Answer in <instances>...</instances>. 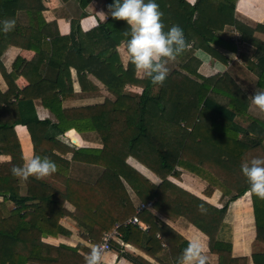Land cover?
<instances>
[{"label": "trees", "instance_id": "obj_1", "mask_svg": "<svg viewBox=\"0 0 264 264\" xmlns=\"http://www.w3.org/2000/svg\"><path fill=\"white\" fill-rule=\"evenodd\" d=\"M79 1L82 8H86L92 0ZM203 1L198 0L193 7L183 5V0L181 2L156 0V3L163 14L161 20L165 30L172 24H176L183 29L185 38L187 30L196 31L194 41L198 44L204 43L202 45L203 52L214 59L224 61L219 53L210 47V43L216 42L217 39L213 29H207V24L211 27V23L215 21L203 17ZM210 2L215 3L214 1ZM8 5L11 6L10 2L5 0L0 4V20L7 18L5 12L9 11V8L7 10L4 6ZM217 7L223 9L224 5L217 3ZM195 14H198L196 19ZM237 28L241 31L242 42L251 43L259 50L258 61L261 64L262 74L258 85L264 87V44L251 39L250 36L254 30L242 25ZM262 29L258 28L257 30ZM128 30L124 21L111 17L97 31L96 42L98 41L100 48L96 47V60L101 59L102 63L92 64L87 59V65L84 66L86 70L99 77L115 97L114 102L106 101L103 105L94 107L64 109L63 102L68 94L65 93L66 89L61 87L58 81L54 84L57 83L59 86L45 85L46 82L42 79L31 84L32 88L29 87L25 90H19L15 86L16 93H12L13 88H10L8 93L0 99L2 112L7 117H14V120L11 121L1 120L0 140H3L4 144L7 143L9 133H13L16 126H26L32 138L35 155L47 156L56 163V171L48 175L52 180H57V173L61 172L63 165L58 162L60 159L55 153L68 154L71 152L76 159L82 156L81 161H84L83 156L85 155L90 157L91 163L94 164L108 165L111 163L110 168L106 169L107 173L102 176L97 185H94L98 189L95 187L94 190L99 191L105 179L112 180L111 185L114 189V192L112 191L109 195L101 194V199H98L97 205H95V201L91 199L90 195H85L86 192L80 190L82 193L77 194L80 182L70 179L68 173L62 180L66 187L64 196L50 188L46 191L45 183L41 179L37 180L31 176L27 179L31 178L34 186L27 191L26 196H20L18 188L9 193H2L1 187L5 182H8V178H5V181L1 177L0 194L4 196L5 200L10 197L18 207L7 215L3 214L0 209V264H27L36 259L47 261L49 264H57L58 256L51 252L48 256L43 253L45 249L40 238L43 233L49 235L59 233L57 222L60 215L65 213L64 202L69 201L76 207L75 219L78 222L81 214L82 217L85 216L82 218V223L89 226V236L94 237L104 215L102 207L116 206L122 201L125 202L124 198L120 199V196L115 192L117 188L125 190L123 180L134 189L142 202L152 201L156 210H162L167 206L171 208L174 204H179L182 210L185 208L182 215L211 239L210 250L218 256V264H247L246 258H232L231 244L214 240L215 238L209 230L210 226L208 225H212L213 222L216 224V217L223 215L225 207L220 211L214 209L174 186L168 181V178L173 176L179 179V169H182L207 182V194H210L212 188L216 187L222 191L223 196H231L230 202L244 196L249 191L240 165L245 157L264 156V122L253 119L245 129L236 124L237 114L245 115L247 105H244L239 95L233 94L241 92L227 76L204 78L197 74L196 69L190 70L191 67L186 64L182 66L186 74L174 72L166 77L162 85L157 86L153 85L146 77L142 82L133 79L135 69L130 62L127 72L121 68L116 69L115 60L110 56L106 61L104 52L115 51L117 44L127 39L124 33ZM6 36L5 34L0 35L1 39ZM106 38L113 39V41L117 39L112 49H107ZM65 40L68 39L59 37L58 40L51 39L53 47L49 48V55L51 54L49 60L55 61V58L60 55L64 58L72 55L68 48L63 53H59L56 48L59 42ZM186 42L188 43V40ZM232 45L231 48L236 50L234 42ZM187 55L188 52L185 48L176 58L185 59ZM91 56L93 55L91 54ZM68 68L66 65L65 70L68 71ZM97 70L101 71V75L97 74ZM187 71L194 75V79L188 76ZM63 84L65 85V83ZM128 84H140L143 89L138 101L124 95L123 92ZM49 87L52 91L43 90V88L48 89ZM154 88L158 90L155 96L152 95ZM30 90H32L31 93H29ZM33 91L39 93H32ZM217 95H224L228 100L227 103H223V100ZM12 96H15L16 103L10 102ZM37 100L41 101L43 107L54 114L57 119L55 124L42 122L36 118L34 102ZM70 130H75L79 134L97 133L103 143V149L100 151L76 150L75 147L71 148L57 140L59 136L65 135ZM68 136L72 138V143H78L73 131L69 132ZM6 147L8 146L6 145ZM10 149L12 150V147ZM1 151L9 150L2 148ZM15 151L21 157L18 142ZM95 155H98L96 162L94 161ZM129 157L134 158L159 177L162 183L155 186L128 166L126 160ZM105 158L108 160L106 161ZM86 161L89 162V158H86ZM66 167H69L68 163H66ZM177 191H182L183 196L177 195ZM10 193L11 195H8ZM249 193L255 217L256 239L264 245V199ZM126 202L130 207L128 211L131 212L130 200L126 198ZM199 206H203L206 211L201 212ZM212 213H215V216ZM131 215L114 220L110 228L103 229L102 235L113 229L115 222L124 221ZM151 217L153 218V216ZM153 227L154 225H151V229ZM135 230L137 229L132 227L121 229V232L126 234L133 233ZM157 231L158 229L155 227V233ZM125 239L127 238L125 237ZM154 239L155 235L149 236V246ZM178 241L181 250L188 244L181 237L178 238ZM18 242L22 243V249L16 247ZM92 242L95 245L100 244L99 240L92 239ZM252 260L254 264H264V253L254 254Z\"/></svg>", "mask_w": 264, "mask_h": 264}, {"label": "crops", "instance_id": "obj_2", "mask_svg": "<svg viewBox=\"0 0 264 264\" xmlns=\"http://www.w3.org/2000/svg\"><path fill=\"white\" fill-rule=\"evenodd\" d=\"M2 1L0 0V4ZM5 1H9L11 5L10 7L9 5L4 6L7 10L9 8V11L5 12L6 19H14L15 25L10 32H0V35H7L4 39L0 37V99L8 93L10 88H13L12 93H16L15 86L19 90H25L29 87L32 88L31 84L42 79L45 80V85L59 86L57 83L54 84L58 81L61 87L66 89L65 93L68 94L65 102H63L64 109L101 106L106 101H115V97L108 91L99 77L84 67L87 65V59L92 64L102 63L101 59L96 60V47H99L98 41L96 42L97 31L111 18L108 14V5L112 3V0H92L86 8H82L79 0ZM177 1L181 2L182 0ZM197 1L183 0V5L193 7ZM217 3L218 5L223 3L224 8H218ZM202 8L203 17L215 21L211 23V27L207 24V29H213L217 39L216 42L210 43V47L217 51L224 61L214 59L203 52L202 45L204 43L198 44L194 41L196 31L187 30L186 41L188 40V43L186 51L188 55L185 59L176 58L168 61L166 65L168 68L167 76L174 72L186 74L182 69V66L186 64L191 67L190 70L196 69L197 74L204 78L227 76L241 92L233 94L239 95L244 105H247L245 115L237 114L236 124L245 129L253 119L264 122V113L259 112L251 105V95L255 89H264V87L258 85L262 74L261 64L258 61L259 50L255 45L242 42V40L241 44L236 45V50L231 48L235 35L237 33L241 34V31L237 28L241 25L254 30V33L250 36L251 39L264 44V0H204ZM197 17L198 14H195V19ZM258 28L263 29L257 30ZM58 37L68 39L58 43L56 48L59 53H63L68 48L72 55L68 58L60 55L55 58V61H51L49 60V56H51V54L49 55V48L52 49L53 47L51 39L58 40ZM116 42L117 39L114 41L110 38L105 39L107 49H112ZM116 47L115 51L104 52L105 60L107 61L111 56L115 60V68H121L124 72H127L129 60L126 56L125 47L122 42L117 44ZM236 57H238V60H235ZM19 60L20 63H18ZM66 65L69 67L68 71L65 70ZM96 72L101 75V71L97 70ZM190 73L188 72V76L194 79V75ZM133 79L142 82L145 76L135 70ZM43 90L52 91L51 87L48 89L43 88ZM153 91L152 95L155 96L158 90L154 88ZM142 92L143 89L140 84H128L123 93L126 97L138 101ZM32 93L39 92L33 91ZM217 96L223 100V103H227L228 100L224 95ZM10 102L16 103L15 96L10 98ZM34 112L39 121L50 122L52 125L57 122L54 114L43 107L39 100L34 102ZM1 120L11 121L14 120V117H7L0 108V123ZM71 131L75 133L78 140V143L74 141L76 144L72 143L67 137ZM7 139L6 144L3 140H0V180L1 177L5 181V178H8V182L2 185L1 192L9 193L18 188L20 196L24 197L27 195V191L34 186L30 180L31 178L25 180L14 177L10 169L12 165H22L35 155L32 138L26 126L18 125L14 128L13 133H9ZM57 140L71 148L75 147L76 150L92 149L100 151L103 149V143L97 133L79 134L75 130H70L65 135L59 136ZM17 142L20 146L21 157L15 151ZM2 148H7L9 151L3 152L1 151ZM55 154L60 159L58 162L63 164L62 170L57 173V180H52L51 176L40 178L46 185V191L50 188L59 195L64 196L66 187L62 180L68 173L70 179L80 182L79 188L77 187V194L82 193L80 190L86 192L84 194L90 195L91 199L95 201V205H97L96 201L101 199V194L109 195L112 191L114 192L111 185L112 180L110 181V179L103 180L99 191L94 190L96 187L94 185H97V182L107 173L106 169L110 168L111 163L108 165L94 164L91 163L92 159L85 155L83 156L84 161H81L82 156L76 159L71 152L68 154L56 152ZM97 156L95 155V159L93 158L95 162ZM86 158H89L90 161H86ZM66 163L69 164V167H66ZM126 164L153 185L159 186L162 183L159 177L134 158L129 157ZM179 170L180 178L176 179L170 176L168 178L170 183L216 210L220 211L225 207L223 215L216 217V224L212 221V225H208L215 238L214 240L231 244L232 258H246L247 264H254L252 256L264 253V245L256 239V224L250 193L248 192L237 200L230 202L231 196H223L220 189L214 187L212 192L207 194V182L189 171ZM123 184L125 190L122 191L117 188L115 192L120 196V199L123 200L124 198L125 202L121 200L122 202L116 205L117 207L115 205L102 207L101 210H103L104 215L100 220V226L97 227V231L93 235L94 237L89 236V226L82 223V218L85 216L82 217L81 214L78 222L75 219L76 207L69 201H65L63 204L65 213L60 215L61 217L57 222L59 233L57 235L46 233L41 235V244L45 249L43 253L48 256L51 252V254L58 256L57 264H84L85 256L93 246L101 245L104 237L111 235V251L103 257L105 264H175L177 257L182 252L178 241V238L181 237L187 243L195 241L200 244L203 254L207 257V264L219 263L218 256L210 250L211 239L182 215L185 208L182 210L179 204H174L171 208L167 206L163 207L162 210H156L152 201L142 202L134 189L124 180ZM182 191H177L176 194L183 196ZM8 195H11V193ZM126 198L130 200L131 212L128 211L130 207L126 202ZM149 204L151 205L149 206ZM143 206L146 207L142 210ZM17 207L14 200L10 197L5 200L4 196L0 194V209L3 214L7 215ZM129 214L132 215L125 218L124 221L115 222L114 228L102 235L103 229L110 228L114 220L124 218ZM212 214L215 216V213ZM134 217L139 219L140 224L130 223V220ZM151 225H154L152 229ZM132 227L137 229L133 233L123 234L121 232V229ZM155 227L158 229L156 233ZM152 235H155V239L150 242L151 245L149 246L148 238ZM92 239L99 240L100 244H93ZM16 247L22 249L23 245L18 242ZM27 264L49 263L36 259L35 261H29Z\"/></svg>", "mask_w": 264, "mask_h": 264}, {"label": "clouds", "instance_id": "obj_3", "mask_svg": "<svg viewBox=\"0 0 264 264\" xmlns=\"http://www.w3.org/2000/svg\"><path fill=\"white\" fill-rule=\"evenodd\" d=\"M108 14L115 20H122L128 26L122 41L126 56L134 69L142 73L153 85H162L168 75L167 62L175 60L186 48L183 29L172 24L165 30L161 20L162 12L156 0H112ZM105 16L104 14H101ZM14 19L0 20V32L13 30ZM251 105L264 113V89H255L251 95ZM241 173L248 184V191L264 199V156L245 157L240 165ZM14 177L37 179L56 171V163L47 156L33 155L22 165H12ZM201 212L206 211L199 206ZM101 254L98 246L86 254L84 264H100ZM198 242H189L177 257L175 264H206Z\"/></svg>", "mask_w": 264, "mask_h": 264}, {"label": "built area", "instance_id": "obj_4", "mask_svg": "<svg viewBox=\"0 0 264 264\" xmlns=\"http://www.w3.org/2000/svg\"><path fill=\"white\" fill-rule=\"evenodd\" d=\"M234 43L235 45H239L241 44V34H236L235 38H234ZM235 60H238V57L235 58ZM151 204H149L150 206ZM146 206L142 207V210L145 208ZM130 223H135V224H140L139 219L137 217H134L133 219L130 220ZM111 239L112 236L111 235H106L103 239V242L101 243V245L98 246L100 254H101V259H100V264H105L104 261V255L106 253H108L109 251H111Z\"/></svg>", "mask_w": 264, "mask_h": 264}, {"label": "rangeland", "instance_id": "obj_5", "mask_svg": "<svg viewBox=\"0 0 264 264\" xmlns=\"http://www.w3.org/2000/svg\"><path fill=\"white\" fill-rule=\"evenodd\" d=\"M67 137H68V139H69L71 142L73 141L71 137H69V136H67Z\"/></svg>", "mask_w": 264, "mask_h": 264}]
</instances>
